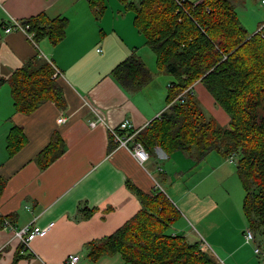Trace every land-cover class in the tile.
Returning <instances> with one entry per match:
<instances>
[{
	"label": "crops",
	"instance_id": "1",
	"mask_svg": "<svg viewBox=\"0 0 264 264\" xmlns=\"http://www.w3.org/2000/svg\"><path fill=\"white\" fill-rule=\"evenodd\" d=\"M40 12L67 17L60 41L48 36L35 41L21 29L5 30L14 19ZM134 20V9L122 0H106L101 13L89 0H0V75L8 77L41 55L61 70L57 80L66 100L65 107L46 100L25 113L15 109L10 83L0 86V175L6 179L0 215L19 227L54 223L24 248L9 227L0 226V264H13L17 255L15 264H134L119 252L93 260L87 246L113 233L142 207L128 180L146 193L164 191L179 209L171 231L190 241L203 240L222 264H264L245 238L250 227L243 207L245 188L229 156L211 151L199 159L193 151L157 149L143 165L132 151L111 141L109 125L130 119L134 127L144 128L157 117L167 106L174 78L157 66ZM132 53L152 71L138 89L127 88L111 73ZM193 85L201 106L206 104L210 115L227 126L229 114L203 82ZM89 103L98 106L105 123L89 124L94 117ZM14 126L26 138L10 152L7 138ZM56 135L64 139L65 150L43 167L38 157ZM223 175L228 181L221 180ZM83 206L94 212L84 216ZM70 254L80 259L71 263Z\"/></svg>",
	"mask_w": 264,
	"mask_h": 264
},
{
	"label": "trees",
	"instance_id": "2",
	"mask_svg": "<svg viewBox=\"0 0 264 264\" xmlns=\"http://www.w3.org/2000/svg\"><path fill=\"white\" fill-rule=\"evenodd\" d=\"M122 1L134 9V21L155 53L157 66L174 77L168 85L167 106L136 138L150 156L158 148L193 151L199 159L211 151L225 156L235 153L249 226L264 237V37L259 31H248L233 0L186 1L183 6L176 0ZM89 3L98 13L106 7V0ZM67 21L66 16L50 17L45 12L26 18L35 41L48 36L54 43L64 37ZM54 73L53 62L37 55L10 76L0 75V86L10 83L13 105L25 113L46 100L65 107L63 87ZM111 73L132 89L152 77L137 53L118 63ZM197 81L203 82L229 114L227 126L204 112L192 91ZM25 138L21 128L12 127L7 138L9 151L18 149ZM65 147L64 139L56 135L38 157L41 165H49ZM5 182L0 175V194ZM127 186L139 196L142 207L113 233L88 243L91 259L119 252L134 264H222L203 240L190 241L171 231L179 209L164 191L146 193L131 180ZM81 211L89 216L94 208L83 206ZM4 218L8 217L0 215V226H4Z\"/></svg>",
	"mask_w": 264,
	"mask_h": 264
},
{
	"label": "built area",
	"instance_id": "3",
	"mask_svg": "<svg viewBox=\"0 0 264 264\" xmlns=\"http://www.w3.org/2000/svg\"><path fill=\"white\" fill-rule=\"evenodd\" d=\"M179 5L183 6V4L186 1H195L198 0H176ZM264 4V0H262ZM11 29H21L27 33V35L34 39V32L30 30V24L26 22V19H14L12 24L7 26L5 28L6 31H10ZM261 33V36L264 37V24L257 30ZM35 40V39H34ZM101 50V48H99ZM55 67V73L54 75H60L61 70L59 68ZM190 90V87L186 88L182 93L178 95V97H181L185 95L187 91ZM91 111L94 114V117L89 120V124L91 126H96L99 123H105V119L101 111L99 110L98 106L90 104ZM64 117L61 116L59 118V121H63ZM141 130V128L134 127L130 119H125L121 123L117 125H109V132L112 137V140L118 144L119 146L126 147L130 151L133 152L137 160L144 165V163L149 160L150 155L147 149L144 146V143L137 139L136 136L138 132ZM236 154H231L229 156V159L231 161H236ZM54 223H50L46 226H41L36 223H28L22 226H16L11 219L4 218L3 225L6 227H9L13 233L14 236L21 241V243L24 244L25 247H29L31 241L37 237V236H43L45 235L51 226ZM245 238L248 242L254 243V251L255 254L260 258L264 260V241L259 240L257 241V234L254 231L252 227H248L245 231ZM2 249V246H0V250ZM80 259V256L78 254H70L67 258V261L71 263H76Z\"/></svg>",
	"mask_w": 264,
	"mask_h": 264
},
{
	"label": "rangeland",
	"instance_id": "4",
	"mask_svg": "<svg viewBox=\"0 0 264 264\" xmlns=\"http://www.w3.org/2000/svg\"><path fill=\"white\" fill-rule=\"evenodd\" d=\"M233 2L236 5V8L239 12L243 24L248 28V31L250 33L256 32L264 24V4L262 0H233ZM202 109L205 111L207 115H210V111L206 104H202ZM158 149H162V148H158ZM235 176L236 179H239V181H241L237 172ZM221 180L223 182L228 181L227 175H223ZM241 189L243 190L244 193V189L242 188V186ZM258 237L264 241L263 236L258 235ZM209 251L211 250L209 249Z\"/></svg>",
	"mask_w": 264,
	"mask_h": 264
}]
</instances>
